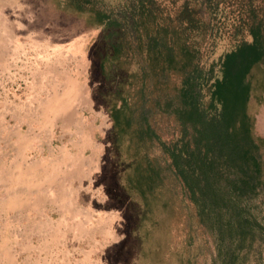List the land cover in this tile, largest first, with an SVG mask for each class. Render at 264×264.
I'll list each match as a JSON object with an SVG mask.
<instances>
[{
	"label": "trees",
	"instance_id": "1",
	"mask_svg": "<svg viewBox=\"0 0 264 264\" xmlns=\"http://www.w3.org/2000/svg\"><path fill=\"white\" fill-rule=\"evenodd\" d=\"M47 2L100 30L110 157L138 208L139 264H260L264 0Z\"/></svg>",
	"mask_w": 264,
	"mask_h": 264
},
{
	"label": "crops",
	"instance_id": "2",
	"mask_svg": "<svg viewBox=\"0 0 264 264\" xmlns=\"http://www.w3.org/2000/svg\"><path fill=\"white\" fill-rule=\"evenodd\" d=\"M3 40L0 35V264H71L59 260L47 239L68 233L53 226L62 217H79L74 223L85 217L77 190L86 176L87 138L78 116L84 106L79 61H43L20 75L17 62L4 61ZM53 141L63 147L45 144Z\"/></svg>",
	"mask_w": 264,
	"mask_h": 264
},
{
	"label": "rangeland",
	"instance_id": "3",
	"mask_svg": "<svg viewBox=\"0 0 264 264\" xmlns=\"http://www.w3.org/2000/svg\"><path fill=\"white\" fill-rule=\"evenodd\" d=\"M0 35L4 36V61L17 62L20 75L39 70L43 61H79V83L84 84L80 98L84 106L78 116L85 119L82 130L87 138L83 154L86 176L77 190L85 217L83 223H74L79 217H73L74 221L71 216L62 217L60 225H53L63 233L68 230L67 234L47 239L55 254L60 261L71 264H139L140 245L132 235L138 208L118 186L110 157V121L101 99L104 85L97 73L100 30L85 28L79 19L56 11L47 0H0ZM225 43L219 42L215 55ZM256 129L264 137V108L256 115ZM45 144L55 149L63 147L64 142ZM75 185L68 188L71 201ZM182 233L180 220L174 217L172 248L179 244ZM60 250L70 253L60 256ZM260 264H264V251Z\"/></svg>",
	"mask_w": 264,
	"mask_h": 264
}]
</instances>
